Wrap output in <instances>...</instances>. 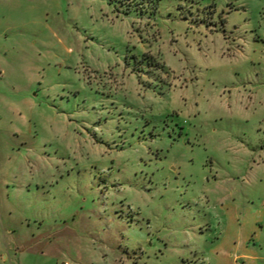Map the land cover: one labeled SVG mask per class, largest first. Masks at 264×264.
<instances>
[{"label":"rangeland","instance_id":"obj_1","mask_svg":"<svg viewBox=\"0 0 264 264\" xmlns=\"http://www.w3.org/2000/svg\"><path fill=\"white\" fill-rule=\"evenodd\" d=\"M0 264H264V0H0Z\"/></svg>","mask_w":264,"mask_h":264}]
</instances>
